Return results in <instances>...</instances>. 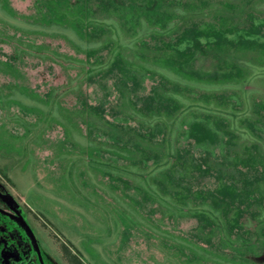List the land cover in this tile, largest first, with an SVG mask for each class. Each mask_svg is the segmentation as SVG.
Segmentation results:
<instances>
[{"label": "rangeland", "instance_id": "obj_1", "mask_svg": "<svg viewBox=\"0 0 264 264\" xmlns=\"http://www.w3.org/2000/svg\"><path fill=\"white\" fill-rule=\"evenodd\" d=\"M262 6L0 0V264H264L240 123Z\"/></svg>", "mask_w": 264, "mask_h": 264}, {"label": "crops", "instance_id": "obj_2", "mask_svg": "<svg viewBox=\"0 0 264 264\" xmlns=\"http://www.w3.org/2000/svg\"><path fill=\"white\" fill-rule=\"evenodd\" d=\"M241 32V60L250 62L256 68L262 67L263 70L260 73L249 72V75L246 74L248 67L245 71L244 68L241 70V75L248 79L240 94V123L246 130L248 161L256 162L257 167L264 168V6L256 15V22L248 20Z\"/></svg>", "mask_w": 264, "mask_h": 264}, {"label": "trees", "instance_id": "obj_3", "mask_svg": "<svg viewBox=\"0 0 264 264\" xmlns=\"http://www.w3.org/2000/svg\"><path fill=\"white\" fill-rule=\"evenodd\" d=\"M66 251V254H68L66 256V261L68 264H84L74 251L70 252L69 249H66Z\"/></svg>", "mask_w": 264, "mask_h": 264}]
</instances>
